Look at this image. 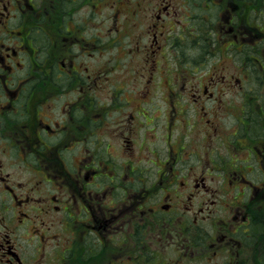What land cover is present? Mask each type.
<instances>
[{
	"label": "flooded vegetation",
	"instance_id": "obj_1",
	"mask_svg": "<svg viewBox=\"0 0 264 264\" xmlns=\"http://www.w3.org/2000/svg\"><path fill=\"white\" fill-rule=\"evenodd\" d=\"M0 264H264V0H0Z\"/></svg>",
	"mask_w": 264,
	"mask_h": 264
},
{
	"label": "rangeland",
	"instance_id": "obj_2",
	"mask_svg": "<svg viewBox=\"0 0 264 264\" xmlns=\"http://www.w3.org/2000/svg\"><path fill=\"white\" fill-rule=\"evenodd\" d=\"M137 60H139V63H140V61H141L140 56L135 57V58L132 60V63H131V64H134ZM133 67H134V66H133ZM133 67H132V70H129V71H128V73L131 74V79H140V80H145V79H147V77H144V76L141 77V75L139 74V70H137L136 73H133ZM154 74H159V72L157 71V72H155ZM175 77H176V75H175ZM159 78H160V77H158V79H159ZM166 81H167V80H163V83L166 82ZM165 96H166V93L157 91V92H155V93L153 94V96H151L150 99L152 100L153 103H162V104H164V101L161 100L160 98H165ZM149 106H150V104H149Z\"/></svg>",
	"mask_w": 264,
	"mask_h": 264
}]
</instances>
